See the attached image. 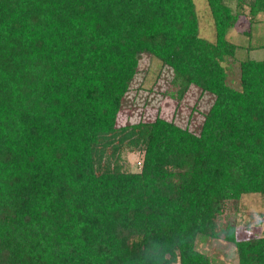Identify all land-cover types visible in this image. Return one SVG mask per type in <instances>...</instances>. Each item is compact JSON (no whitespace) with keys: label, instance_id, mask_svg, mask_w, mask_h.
<instances>
[{"label":"trees","instance_id":"obj_1","mask_svg":"<svg viewBox=\"0 0 264 264\" xmlns=\"http://www.w3.org/2000/svg\"><path fill=\"white\" fill-rule=\"evenodd\" d=\"M207 4L213 41L194 0H0V264H211L208 237L264 264V236L218 222L225 201L264 194V58L230 86L239 13ZM144 55L173 72L162 95H213L197 131L116 123Z\"/></svg>","mask_w":264,"mask_h":264},{"label":"rangeland","instance_id":"obj_2","mask_svg":"<svg viewBox=\"0 0 264 264\" xmlns=\"http://www.w3.org/2000/svg\"><path fill=\"white\" fill-rule=\"evenodd\" d=\"M225 2L239 13L236 24L226 35L228 40L241 47L238 48L234 60L227 64V83L236 88L239 86V61L246 58H264V13L260 12L251 18L247 4L239 6L235 0ZM194 3L199 20V35L213 41L215 31L207 0H194ZM139 68V73L131 83V90L124 95L122 110L117 116L116 123L121 125L151 120L160 115L180 126L197 131L202 123L203 114L213 101V95L201 92L199 88L191 85L183 97L171 99L168 94L162 95L173 75L170 68L162 66L159 60L147 55L143 56ZM121 157L129 170L140 169L142 152L124 150ZM223 207L218 222L222 225L233 224L238 238L264 236V194L245 193L236 201H225ZM195 246L211 258V264H238L233 244L223 237L198 238Z\"/></svg>","mask_w":264,"mask_h":264}]
</instances>
